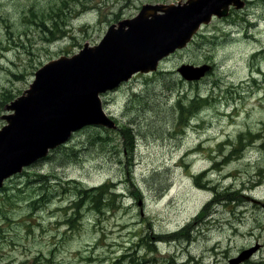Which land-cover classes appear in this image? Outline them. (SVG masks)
I'll list each match as a JSON object with an SVG mask.
<instances>
[{
  "label": "rangeland",
  "instance_id": "1",
  "mask_svg": "<svg viewBox=\"0 0 264 264\" xmlns=\"http://www.w3.org/2000/svg\"><path fill=\"white\" fill-rule=\"evenodd\" d=\"M188 1L0 0V128L51 64L128 38L151 19L144 4ZM191 37L99 95L110 128H84L5 181L0 264H264V0ZM185 64L210 70L189 83Z\"/></svg>",
  "mask_w": 264,
  "mask_h": 264
},
{
  "label": "water",
  "instance_id": "2",
  "mask_svg": "<svg viewBox=\"0 0 264 264\" xmlns=\"http://www.w3.org/2000/svg\"><path fill=\"white\" fill-rule=\"evenodd\" d=\"M230 1L190 0L179 14L151 18L143 24L130 23L128 38L121 39L119 32L108 33L92 52L84 50L78 57L41 72L37 90L14 104L11 123L0 131V185L21 167L44 157L48 149L64 143L72 132L95 124L97 118L102 120L97 106L99 94L155 65L189 39V28L196 29L205 18L219 14ZM145 13L146 17L154 15L152 10ZM131 32L137 33L134 39ZM122 34L124 38L126 32ZM159 45L163 47L157 48ZM134 47L147 50L130 60L129 49ZM103 62L111 64V72Z\"/></svg>",
  "mask_w": 264,
  "mask_h": 264
},
{
  "label": "bare ground",
  "instance_id": "3",
  "mask_svg": "<svg viewBox=\"0 0 264 264\" xmlns=\"http://www.w3.org/2000/svg\"><path fill=\"white\" fill-rule=\"evenodd\" d=\"M233 3H231L230 5L229 4H227L226 6H224L222 9H220L219 10V13H224V12H226L228 9H229V7L232 5ZM170 13H174L173 11H169ZM179 12H182V10H179V11H177V13H179ZM212 17V16H211ZM211 17H209L207 20H206V22H208L209 20H210V18ZM215 17H218V14H216V16ZM192 36V35H191ZM146 48L145 47H134V48H132V49H129V55L131 56V59L130 60H136V58H139V57H141V56H143V54H145L146 53ZM103 65L107 68V69H111V64L109 63V62H103ZM103 66V67H104ZM117 68V67H116ZM114 69V68H113ZM112 71V69L110 70V72ZM1 192V191H0Z\"/></svg>",
  "mask_w": 264,
  "mask_h": 264
},
{
  "label": "trees",
  "instance_id": "4",
  "mask_svg": "<svg viewBox=\"0 0 264 264\" xmlns=\"http://www.w3.org/2000/svg\"><path fill=\"white\" fill-rule=\"evenodd\" d=\"M179 106H181V105H179ZM193 108V106H190V109H192ZM179 109L181 110L182 108L181 107H179Z\"/></svg>",
  "mask_w": 264,
  "mask_h": 264
}]
</instances>
